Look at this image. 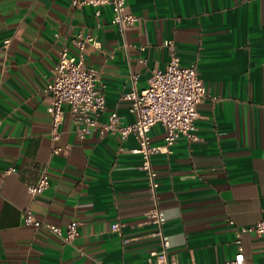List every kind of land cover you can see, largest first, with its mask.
I'll use <instances>...</instances> for the list:
<instances>
[{"label":"crops","instance_id":"crops-1","mask_svg":"<svg viewBox=\"0 0 264 264\" xmlns=\"http://www.w3.org/2000/svg\"><path fill=\"white\" fill-rule=\"evenodd\" d=\"M127 1L139 20L122 32L109 5L0 0V264L147 261L160 248L149 219L155 204L170 254L182 263L219 264L235 255L237 229L264 218V0ZM81 30L94 37L85 62L106 95L101 121L114 110L125 122L135 119L123 95L166 68V39L208 87L197 106V137L181 136L152 158L156 197L133 151L134 134L122 139L97 129L81 139L65 105L53 137L45 88L61 49L77 52ZM151 137L163 145V125ZM44 170L50 186L32 197L28 185ZM27 207L62 227L78 221V234L68 243L45 226L24 224ZM242 243L247 259L264 262V236L245 232Z\"/></svg>","mask_w":264,"mask_h":264},{"label":"built area","instance_id":"built-area-1","mask_svg":"<svg viewBox=\"0 0 264 264\" xmlns=\"http://www.w3.org/2000/svg\"><path fill=\"white\" fill-rule=\"evenodd\" d=\"M74 7L84 5H109L113 11L112 22L122 32L134 26L139 20L127 0H71ZM91 34L79 31L73 42L77 46L76 53H71L67 46L60 51V57L53 68V78L46 85V94L49 97L48 111L52 117V134L59 138V127L62 123L66 108L77 126L78 136L83 139L93 130L101 134L114 133L122 139L134 134L138 146L134 152L142 156V169L146 172L153 196L159 187L158 173L153 167L152 158L162 151H169L181 136L188 139L197 137L198 103L209 96V90L198 73L195 64L184 65L178 55L177 46L173 39H166L164 45L168 47L170 58L165 69H153L149 84L141 89L134 87L123 95L130 101L129 110L135 114V119L125 122L117 111H111L106 121L100 116L107 110L106 95L103 86L99 84L98 71L85 62V47L93 41ZM6 44L9 42L7 39ZM1 124V119H0ZM161 124L165 129L163 145L152 142L151 130L154 125ZM60 148L55 149V152ZM16 168L9 167L5 172H13ZM50 186L49 175L44 170L37 182L28 185L32 197L43 193ZM149 219L156 225L154 235L160 240V248L151 251L147 261L139 264H207L182 263L175 255L169 252V238L164 231V217L155 204L149 212ZM23 222L36 227L45 226L59 235L65 242H71L79 232V223L76 220L69 222L66 227L49 223L39 218L32 208L23 210ZM120 223H114L112 228L118 230ZM245 232H255L264 236V218L256 223L237 229L235 255L219 264H264L254 262L245 257L242 235ZM92 264H110L100 259H94ZM129 264V263H123Z\"/></svg>","mask_w":264,"mask_h":264}]
</instances>
